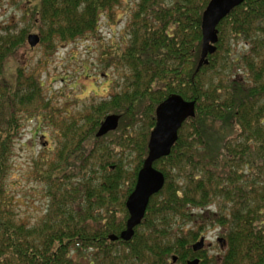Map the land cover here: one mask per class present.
Returning <instances> with one entry per match:
<instances>
[{"label": "trees", "instance_id": "16d2710c", "mask_svg": "<svg viewBox=\"0 0 264 264\" xmlns=\"http://www.w3.org/2000/svg\"><path fill=\"white\" fill-rule=\"evenodd\" d=\"M122 1L38 0L26 11L30 25L0 26V264H174L204 225L190 223L201 220H229L222 264H264V0H245L220 22L217 51L199 71L210 0H135L123 41L103 53L104 68L121 78L117 90L68 129V118L53 122L64 141L34 166L46 211L35 222L19 216L9 177L23 119L51 123L52 108L42 73L23 67L18 51L36 21L50 47L98 35L101 17ZM174 93L195 100L196 115L155 162L165 185L135 234L113 241L126 229L156 108ZM109 114L121 116L119 127L97 137Z\"/></svg>", "mask_w": 264, "mask_h": 264}, {"label": "rangeland", "instance_id": "374dc122", "mask_svg": "<svg viewBox=\"0 0 264 264\" xmlns=\"http://www.w3.org/2000/svg\"><path fill=\"white\" fill-rule=\"evenodd\" d=\"M134 1L123 0L111 15L104 14L100 20L98 35L79 37L69 44H62L55 39L53 47H50V43L40 41L32 48L27 41L18 51V60L23 67L42 73L45 96L52 108L51 123L48 119L40 125L36 118L30 116L23 119L24 129L13 157L10 190L17 202L19 216L29 222L39 220L49 202L46 183L41 181L34 166L40 155H49L53 153L52 150L56 155L57 147L64 141L56 131L57 124L68 118L67 124H63L68 129L72 122L69 119L79 118L92 104L106 99L117 90V83L121 78L114 67L104 68L103 53L123 41L127 15L135 5ZM37 2L38 0H4L0 7V26L7 25L10 20L18 28L30 25L31 21L26 19V11L30 4ZM42 26V21H36L28 34L37 33L41 36L38 29ZM54 47L55 53L49 56ZM241 49L242 44L238 46V51ZM38 128L41 131L37 132ZM113 137L114 135H109L107 140L113 141Z\"/></svg>", "mask_w": 264, "mask_h": 264}, {"label": "water", "instance_id": "95a60500", "mask_svg": "<svg viewBox=\"0 0 264 264\" xmlns=\"http://www.w3.org/2000/svg\"><path fill=\"white\" fill-rule=\"evenodd\" d=\"M245 0H210L202 15L203 43L201 58L197 67L200 68L209 63L208 56L217 51L219 42L218 25L232 10L241 5ZM28 44L34 48L40 41L41 36L30 33L27 37ZM196 115V101L186 100L179 94H171L156 108V125L151 131L148 142V155L138 173L134 190L126 201L129 218L126 229L120 235H110L113 241L119 238L130 240L135 234V228L141 224L145 217L150 199L162 190L165 185V175L155 168L157 160L170 155L172 148L179 137V131L184 122ZM119 114H109L102 121L96 136L102 137L111 131H115L120 123ZM197 245L195 249H197ZM176 256L173 260H176ZM189 264H197V260Z\"/></svg>", "mask_w": 264, "mask_h": 264}, {"label": "flooded vegetation", "instance_id": "af4514ba", "mask_svg": "<svg viewBox=\"0 0 264 264\" xmlns=\"http://www.w3.org/2000/svg\"><path fill=\"white\" fill-rule=\"evenodd\" d=\"M192 222L190 224L200 222L204 225L201 227L200 234L197 238L190 240V242L185 245V249L187 250L186 258L182 259L181 256H176L177 258L174 261V264H189L190 261L193 260H197V264H222L225 251L228 247L227 234L229 228L227 224L229 223V220H227V223L224 221L223 224L215 221L207 222L205 220ZM195 229L199 230V228ZM210 230H216L215 235L217 239L215 243L208 241V243L205 244V237ZM196 245L198 246L197 249H195Z\"/></svg>", "mask_w": 264, "mask_h": 264}, {"label": "clouds", "instance_id": "9594fccd", "mask_svg": "<svg viewBox=\"0 0 264 264\" xmlns=\"http://www.w3.org/2000/svg\"><path fill=\"white\" fill-rule=\"evenodd\" d=\"M215 231H216V230H210V231L207 233V235H206V237H205V244H207L208 241H212L213 243H215V241H216V239H217V237H216V235H215ZM210 254H211V253H210Z\"/></svg>", "mask_w": 264, "mask_h": 264}]
</instances>
